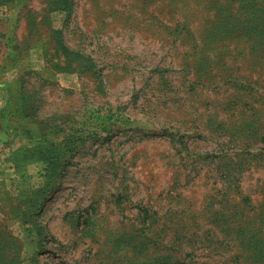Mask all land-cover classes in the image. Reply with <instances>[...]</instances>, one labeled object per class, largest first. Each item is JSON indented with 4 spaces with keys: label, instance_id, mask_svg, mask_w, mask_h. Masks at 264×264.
Instances as JSON below:
<instances>
[{
    "label": "rangeland",
    "instance_id": "1",
    "mask_svg": "<svg viewBox=\"0 0 264 264\" xmlns=\"http://www.w3.org/2000/svg\"><path fill=\"white\" fill-rule=\"evenodd\" d=\"M9 96L0 264H264V0H0Z\"/></svg>",
    "mask_w": 264,
    "mask_h": 264
},
{
    "label": "trees",
    "instance_id": "2",
    "mask_svg": "<svg viewBox=\"0 0 264 264\" xmlns=\"http://www.w3.org/2000/svg\"><path fill=\"white\" fill-rule=\"evenodd\" d=\"M11 97L9 96L7 99V104L3 105L2 107H0V118L3 119V123L5 125V127H10V124L12 122V119H21L24 116H28L34 109L33 105H31L30 103H28V101H26L25 99H21L19 104L16 105H11ZM6 103V102H5ZM8 106L10 108H8ZM14 129L17 127H13ZM52 145V142L50 143V146ZM46 163H47V167L48 165L52 164V162L49 163V160L46 159L45 157H42ZM17 165V164H16ZM48 177V173L45 174Z\"/></svg>",
    "mask_w": 264,
    "mask_h": 264
}]
</instances>
